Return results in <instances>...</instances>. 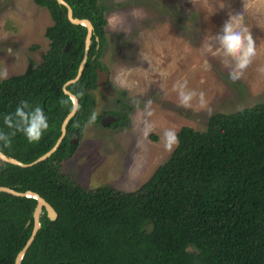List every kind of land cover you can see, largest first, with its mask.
Returning a JSON list of instances; mask_svg holds the SVG:
<instances>
[{"label": "trees", "instance_id": "obj_1", "mask_svg": "<svg viewBox=\"0 0 264 264\" xmlns=\"http://www.w3.org/2000/svg\"><path fill=\"white\" fill-rule=\"evenodd\" d=\"M65 1L73 17L94 26L83 71L66 85L78 99L66 126L81 132L94 106L90 89L101 63L106 17L97 0ZM33 2L47 8L52 21L44 31L48 48L35 67L30 63L23 73L0 79V132L7 138L0 150L22 162L46 152L59 136L72 107L62 85L77 72L86 34L63 4ZM21 100L38 104L47 117L38 140L3 122ZM176 136L169 158L132 191L89 189L62 172L61 162L74 151L68 134L33 165L0 161L1 186L34 191L57 212L50 220L43 209L19 264H264V100L213 113L203 129L181 126ZM35 204L33 197L0 191V264H14L30 236Z\"/></svg>", "mask_w": 264, "mask_h": 264}, {"label": "rangeland", "instance_id": "obj_2", "mask_svg": "<svg viewBox=\"0 0 264 264\" xmlns=\"http://www.w3.org/2000/svg\"><path fill=\"white\" fill-rule=\"evenodd\" d=\"M102 4L107 42L100 59L109 69V80L92 91L93 113L60 169L89 189L111 185L132 191L175 147H165V129L175 133L181 126L203 129L213 113L235 112L264 100V0ZM232 10L240 13L256 47V55L236 79L229 78L223 58L213 54L215 45L209 40L225 12ZM51 22L47 8L33 0H0V71L7 77L21 74L29 60H41L48 48L44 31ZM185 81L184 90L194 92L187 105L180 103L174 87ZM122 104L130 108L129 123L119 129L100 127L98 115Z\"/></svg>", "mask_w": 264, "mask_h": 264}, {"label": "clouds", "instance_id": "obj_3", "mask_svg": "<svg viewBox=\"0 0 264 264\" xmlns=\"http://www.w3.org/2000/svg\"><path fill=\"white\" fill-rule=\"evenodd\" d=\"M238 11H226L215 33L209 38L214 43V55H220L228 68L229 78L236 79L241 75L256 55V47L251 33L244 27L239 19ZM212 47V43L209 44ZM7 78L6 71H0V79ZM186 81L174 87L179 89L181 104L187 105L194 95L193 91H185ZM202 96V91L200 93ZM92 119L95 120V114ZM3 122L10 128H15L23 133L29 141L38 140L43 130L48 127L44 110L37 105H30L28 101L21 100L14 111L3 115ZM165 147L169 150L178 143L176 133L172 129H165L162 133ZM0 140L6 141L3 132H0ZM76 144V143H75ZM2 161V160H1Z\"/></svg>", "mask_w": 264, "mask_h": 264}, {"label": "water", "instance_id": "obj_4", "mask_svg": "<svg viewBox=\"0 0 264 264\" xmlns=\"http://www.w3.org/2000/svg\"><path fill=\"white\" fill-rule=\"evenodd\" d=\"M56 1L58 3H60V4H63L64 6H66V8H67V16H68L69 20L72 23H74V24H82V25L86 26L87 32H86V35H85L84 51H83V55H82V58H81V61H80L79 65H78L77 72H76L75 76L72 79L66 81L62 85L63 92L66 93L71 99L72 107H71L70 111L66 114L64 119L62 120L61 132H60L59 136L57 137L56 141L54 142V144L51 146V148L48 149L43 154H41L40 156H38L37 158H35L34 160H32L31 162H22V161L14 158V157H11V156L3 153L0 150V160H2L4 162H9V163H12V164H16V165H19V166H22V167H27V166L33 165V164H35V163H37L39 161L45 160L46 158H48L57 149L58 145L61 143V141H62V139H63V137L65 135L66 124H67L68 120L75 114L76 109H77V105H78L77 98L75 97V95H73L70 91L67 90L66 85L69 82L77 81L79 79L82 71H83V68H84V65H85V62H86V59H87V50H88V47H89V44H90V36H91L93 27H92V24L90 23V21L88 19L73 17L72 10H71L69 4L65 0H56ZM68 46H69V43H66L64 50H67ZM106 74H107V71L102 73L103 80H99L97 82L98 84H101V83H103L106 80V78H105ZM99 79H101V77H99ZM75 139H76V137L73 136L72 139L70 140L72 142V144L76 143ZM0 191H4V192L10 193V194L15 195V196L33 197L36 200V204H35V207H34L33 212H32L33 226H32V230H31L30 236L28 237V239L26 240L24 246L17 253V255H16L15 259H14V264H19V262H20V260H21V258L23 256L25 250L30 245L31 241L34 238V235H35L37 229L40 227L39 217H40V214L42 213L43 209H44L47 217L50 220L56 219L57 212L55 211L53 206L48 201H46L42 196H40L38 193H36L34 191H31V190L18 191V190H15V189L11 188V187L1 186V185H0Z\"/></svg>", "mask_w": 264, "mask_h": 264}, {"label": "flooded vegetation", "instance_id": "obj_5", "mask_svg": "<svg viewBox=\"0 0 264 264\" xmlns=\"http://www.w3.org/2000/svg\"><path fill=\"white\" fill-rule=\"evenodd\" d=\"M103 1L104 0H97V3H98V5L100 6V7H102V10H103V14H104V16H105V8L103 7V5L105 4H102L103 3ZM70 6V5H69ZM70 8H71V6H70ZM71 10H72V8H71ZM106 17V16H105ZM86 19H88V18H86ZM89 20V19H88ZM90 21V20H89ZM90 23L92 24V22L90 21ZM106 23H107V20H106ZM106 25V24H105ZM105 25H104V28H105ZM85 26V25H84ZM86 27V26H85ZM92 33H91V36H90V44H89V47H88V50H87V56H88V51H89V48H90V45L92 44V36H93V30H94V26H93V24H92ZM86 32H87V30H86ZM86 35V34H85ZM94 39H95V42H96V46H95V48L96 49H98L99 48V46H100V39L98 38V36H95L94 37ZM106 42H107V40H106V37L104 38V40H103V46L106 44ZM66 43H69V42H66ZM84 43H85V39H84ZM66 45V44H65ZM65 48V47H64ZM63 48V49H64ZM68 48H69V46H68ZM83 51H84V49H83ZM102 51H103V48H102V50L100 51V54L102 53ZM97 52V51H96ZM99 61L101 62L100 63V65H98V66H96L95 67V69H94V72H95V80H94V83H95V87H93V88H91L90 89V93H91V96H92V100H93V103H95V96L93 95V90L97 87V86H100V85H104V84H107V82H108V80H109V74H110V72H109V69L105 66V64H103V62H102V60L100 59V55H99ZM87 60V59H86ZM42 61V59L41 60H39V61H35V60H29L28 61V65L30 64V63H32V65L35 67L36 65H38L40 62ZM86 63V62H85ZM107 71V74L105 75V78H106V80L103 82V83H101V84H98L97 82L99 81V80H103V75H102V73H104V72H106ZM98 72V73H97ZM99 77H101V79H99ZM70 79H72V78H70ZM70 79H68V80H70ZM67 80V81H68ZM76 82V81H75ZM70 83V82H69ZM68 83V84H69ZM68 90V89H67ZM69 91V90H68ZM73 94V93H72ZM73 95H75V94H73ZM75 97H76V95H75ZM77 98V97H76ZM71 100V99H70ZM117 100H119V99H117ZM125 99H124V97H123V101H124ZM77 101H78V99H77ZM78 106V105H77ZM94 107V106H93ZM93 110V109H92ZM129 111H130V108L127 106V105H125V104H122L121 105V107L119 108V109H117V110H111V111H104L103 113H101V114H99L98 115V117L96 118V119H98V124L100 125V127H108V128H110V126H112V127H114V128H117V129H119V128H123L124 127V125L127 123H129L128 122V114H129ZM131 112V111H130ZM93 113V112H92ZM95 116H96V114H95ZM105 123V124H104ZM124 123V125H121V124H123ZM96 123H94V125H95ZM83 127V126H82ZM69 135V141L72 139V137L73 136H75L76 137V143L78 142V138H79V135H80V132H79V129L76 127V125L73 127V128H68L67 126H66V132H65V135H64V137L66 136V135ZM63 137V138H64ZM72 146H74L75 147V144H73ZM1 161V160H0Z\"/></svg>", "mask_w": 264, "mask_h": 264}]
</instances>
